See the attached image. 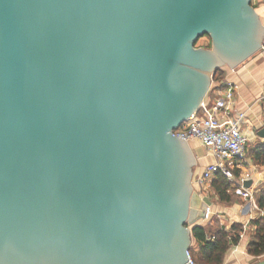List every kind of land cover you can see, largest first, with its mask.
I'll return each instance as SVG.
<instances>
[{
    "label": "water",
    "instance_id": "obj_1",
    "mask_svg": "<svg viewBox=\"0 0 264 264\" xmlns=\"http://www.w3.org/2000/svg\"><path fill=\"white\" fill-rule=\"evenodd\" d=\"M263 46L252 0H0V264H190L173 132Z\"/></svg>",
    "mask_w": 264,
    "mask_h": 264
},
{
    "label": "crops",
    "instance_id": "obj_2",
    "mask_svg": "<svg viewBox=\"0 0 264 264\" xmlns=\"http://www.w3.org/2000/svg\"><path fill=\"white\" fill-rule=\"evenodd\" d=\"M254 8L264 21V0H258ZM222 73L221 80L223 82L237 86L235 90V108L246 115L243 132L249 137L247 148L249 152L258 144H264V139L260 136V132L264 128V54L259 53L237 68L226 69ZM189 145L197 162L203 166V170L207 165L213 163V159L198 140L191 141ZM197 148L202 151V154L199 156L194 152ZM209 157L211 158V162L207 161ZM203 170L199 177L203 173ZM238 172L239 175H235L236 181L244 179L255 196L256 192L264 184V167L255 165L249 159L248 166L245 169L238 170ZM198 187L201 190V200L209 207V218L200 220L198 222L200 226L206 227L209 225L212 229H217L221 226L227 231L234 224L243 226L244 232L241 234V240L238 245L231 247L224 264H255L263 261L264 256L254 257L248 250L250 239L247 233L251 230L254 231L252 222L258 220L255 217L256 212L254 209L256 207L252 204L253 202L235 195L234 187L230 192L231 201L229 203H223L219 200L214 190H212L211 184H207L205 187L199 185ZM198 210H200V207L196 209V211ZM195 245L196 243L193 238L192 247L194 248Z\"/></svg>",
    "mask_w": 264,
    "mask_h": 264
},
{
    "label": "built area",
    "instance_id": "obj_3",
    "mask_svg": "<svg viewBox=\"0 0 264 264\" xmlns=\"http://www.w3.org/2000/svg\"><path fill=\"white\" fill-rule=\"evenodd\" d=\"M257 1L252 0L253 7ZM260 53L264 54V46ZM215 81L199 110L175 130L173 136L188 143L198 140L213 159L197 180L200 186L211 184L216 175L222 174L234 183L235 195L253 200L254 193L245 187L246 181L235 179V172L249 164V137L243 132L246 115L235 108L237 86ZM188 256L190 264H194L190 252Z\"/></svg>",
    "mask_w": 264,
    "mask_h": 264
},
{
    "label": "trees",
    "instance_id": "obj_4",
    "mask_svg": "<svg viewBox=\"0 0 264 264\" xmlns=\"http://www.w3.org/2000/svg\"><path fill=\"white\" fill-rule=\"evenodd\" d=\"M223 71H217L214 81L221 80L220 75L223 74ZM247 157L255 165L264 167V144H258L249 152L247 151ZM235 175H239V172L236 171ZM233 187L234 183L222 174L216 175L211 183L212 190L223 203L231 201L230 192ZM257 205L260 210H264V187L257 195ZM252 226L254 231L248 250L254 257H262L264 256V216L252 222ZM243 232V226L240 224H234L229 231L221 226L217 229H212L209 225L206 227L195 226L192 230V236L196 245L189 251L194 264H224L228 252L232 246L239 244Z\"/></svg>",
    "mask_w": 264,
    "mask_h": 264
},
{
    "label": "rangeland",
    "instance_id": "obj_5",
    "mask_svg": "<svg viewBox=\"0 0 264 264\" xmlns=\"http://www.w3.org/2000/svg\"><path fill=\"white\" fill-rule=\"evenodd\" d=\"M253 6V5H252ZM256 7V6H255ZM262 22H263V24H264V21H263V19H262ZM211 44H212V41H211V39H210V37H203V38H201V39H199L198 40V42H197V44H196V48H204V49H210L211 48ZM260 53V52H259ZM258 53V54H259ZM226 69H228V68H225V67H223V68H221V70H220V72L222 71V70H226ZM221 74V73H220ZM217 76V75H216ZM221 76V75H220ZM215 77V76H214ZM214 77H213V80H214ZM218 80H216L215 82H217ZM194 152H195V154L196 155H201L202 154V151L200 150V149H195L194 150ZM207 161L208 162H211V158L209 157V158H207ZM203 170V166H201V164H199L198 162H197V165L195 166V169H194V177H193V189H194V192L195 193H197L198 194V196H200V193H201V190H200V188L198 187L199 185H198V183H197V180H198V178H199V175H200V173H201V171ZM264 187V184H263V186H262V188ZM261 188V189H262ZM259 190L258 192H256V195L254 196V198H253V200H248V201H251V202H253L252 204H254L255 205V207H256V209H254V211L256 212V219L257 218H259V217H261L262 215H264V210H260L259 209V207H258V205H257V195L258 194H260V192L262 191V190ZM253 231L251 230V231H248V233H247V235H248V237H249V239L251 240V237H252V233Z\"/></svg>",
    "mask_w": 264,
    "mask_h": 264
}]
</instances>
